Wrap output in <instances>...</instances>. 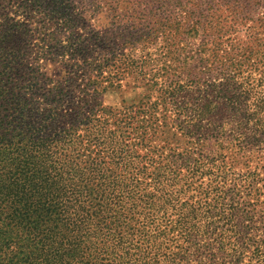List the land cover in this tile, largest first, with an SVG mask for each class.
I'll return each mask as SVG.
<instances>
[{
	"label": "trees",
	"instance_id": "trees-1",
	"mask_svg": "<svg viewBox=\"0 0 264 264\" xmlns=\"http://www.w3.org/2000/svg\"><path fill=\"white\" fill-rule=\"evenodd\" d=\"M0 264H264V0H0Z\"/></svg>",
	"mask_w": 264,
	"mask_h": 264
},
{
	"label": "rangeland",
	"instance_id": "rangeland-1",
	"mask_svg": "<svg viewBox=\"0 0 264 264\" xmlns=\"http://www.w3.org/2000/svg\"><path fill=\"white\" fill-rule=\"evenodd\" d=\"M141 94H142L141 89H134L130 86H126L125 82H123L122 87L120 89L108 91L104 95L103 100H104L105 105H110V106H118L122 102H124L127 105H135L140 101ZM188 141H190V138L185 139V143H187ZM200 143H201L202 147L198 148V150H197L198 154H205L206 155L212 150V152H213L212 154L214 156V159H218V157L216 156L217 153L215 152V151H217V147L214 144L213 139H211V141H209V142H206L205 144H204L203 140L201 141V139H200ZM153 145L156 147V149H160L162 146H165V143L159 141V139H156L153 142ZM223 146L226 147L227 142H223ZM168 147L169 148H178L177 152H179V153H182L184 151V148H185L183 142H180V144H177V143L172 142V141L170 142ZM197 153H196V155H194L195 158L198 157ZM208 157H209V155H208ZM215 163H217V161ZM259 217H260V213H259V211H256L255 220L257 221L259 219ZM257 225L259 226L258 223H257Z\"/></svg>",
	"mask_w": 264,
	"mask_h": 264
}]
</instances>
